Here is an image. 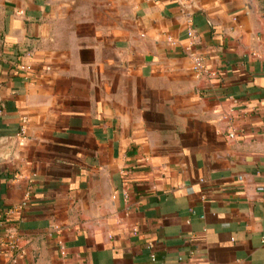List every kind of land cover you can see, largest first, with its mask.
I'll use <instances>...</instances> for the list:
<instances>
[{"label":"crops","instance_id":"1","mask_svg":"<svg viewBox=\"0 0 264 264\" xmlns=\"http://www.w3.org/2000/svg\"><path fill=\"white\" fill-rule=\"evenodd\" d=\"M18 255L264 264V0H0V264Z\"/></svg>","mask_w":264,"mask_h":264},{"label":"built area","instance_id":"2","mask_svg":"<svg viewBox=\"0 0 264 264\" xmlns=\"http://www.w3.org/2000/svg\"><path fill=\"white\" fill-rule=\"evenodd\" d=\"M189 35L192 36V31L189 32ZM195 70L198 74L206 73V70L203 66V61L200 58L195 59ZM230 137L231 138L235 137V134L231 133ZM9 246L11 247L12 251H17V246L15 245L14 242L10 243ZM19 256L20 255L15 257L13 256L14 258H12L7 264H17Z\"/></svg>","mask_w":264,"mask_h":264}]
</instances>
